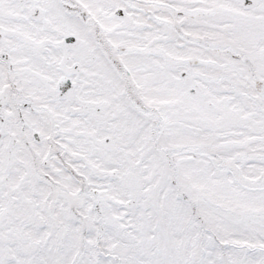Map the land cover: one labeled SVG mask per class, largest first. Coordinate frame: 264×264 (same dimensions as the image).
<instances>
[{"label":"snow or ice","instance_id":"snow-or-ice-1","mask_svg":"<svg viewBox=\"0 0 264 264\" xmlns=\"http://www.w3.org/2000/svg\"><path fill=\"white\" fill-rule=\"evenodd\" d=\"M0 264H264V0H0Z\"/></svg>","mask_w":264,"mask_h":264}]
</instances>
